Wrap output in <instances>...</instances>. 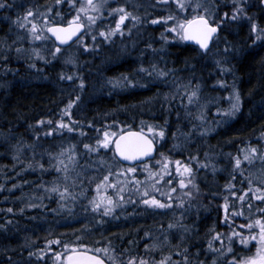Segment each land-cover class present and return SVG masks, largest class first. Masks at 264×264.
Masks as SVG:
<instances>
[{
	"label": "trees",
	"instance_id": "trees-1",
	"mask_svg": "<svg viewBox=\"0 0 264 264\" xmlns=\"http://www.w3.org/2000/svg\"><path fill=\"white\" fill-rule=\"evenodd\" d=\"M55 2L51 0V8ZM209 2L219 4V11H223L225 5L229 10L231 7V0ZM245 2L251 20L241 17L227 24L212 43L207 57H201L194 47L182 45L180 39H162L166 22H143L142 26L148 32L153 29L151 27H158L149 32L152 37L148 41L158 54L155 64L164 65L165 72L168 69L166 65H172L167 71L173 77L164 81H159L155 72L143 81L133 57L131 65L120 67L122 71L114 68L107 81L95 76L92 65L69 67L55 62L46 71V83L43 79L33 81L37 76L31 73L28 62L23 65L17 61L15 64L0 61V184L4 185L0 188V225L6 226L0 227V253H4L0 254V264H17L12 260L15 258L12 252L16 250L19 253L18 264L24 262L21 258H26L27 252L35 253L31 260L26 258L29 264H49V249L51 252L62 251V244L88 245L93 252L95 249H107V254L104 251L97 253L108 264H112V257L120 264H127L131 256L148 257L153 262L167 257L166 264H200L201 261L204 264H214V261L215 264H233L232 256L238 257L243 252L246 259L256 254L258 240H248L247 243H241V240L252 233H259V226L254 221L264 217V211H259L264 209V201L257 199L259 193L245 194L244 201L231 195L232 191L239 195L243 189L250 188L249 179L258 186L264 185V174L250 173L251 167L264 165L259 159L252 166L245 165L244 172L233 170V158L238 152L243 155L242 150L247 145H255L264 151V39H256V34L250 30L253 21L264 26V6L260 0ZM39 6L37 2L36 9H40ZM174 7L173 0H163L162 14H153L156 8L149 10L148 14L152 19L165 16ZM167 34L176 35L170 29ZM225 41L229 43L227 52L224 51ZM217 60L231 71H221ZM128 70L134 83L115 82L121 79V73ZM77 73L85 76L83 88L77 89L79 81L69 82L66 78ZM220 80L226 83H217ZM234 82L241 92L240 109L235 115L223 111L218 113L217 108L230 107L229 93ZM185 87L189 92L198 88L195 102L189 103ZM77 96L80 99L72 105L71 116H62L65 105ZM42 118L44 124H37L36 121ZM62 118L72 125L71 130L55 123ZM142 122L163 126L167 147L171 141L176 144L168 151L190 159L198 155L202 163L191 160L207 170L201 173L194 166V183L198 191L191 186L177 194L180 200H184L177 211L181 214L186 211L188 217L185 219H178L174 215L177 212L161 213L157 209L148 211L149 214L139 213V204L136 205L137 211L133 206L130 209L121 207L117 215L112 213L111 217L103 212L97 215L96 211L83 207V202L90 196L88 190L103 179L109 168L117 170L111 166L108 168L111 146L107 149L101 146L99 153L90 152L84 146H95L106 127L116 132L118 129L126 130L121 128L125 125L139 131L143 127ZM173 133L181 135L174 136ZM183 133L189 134L187 138ZM154 143L159 156L163 152L159 138L154 139ZM73 151L77 153L73 157L74 164L66 158ZM100 157L104 158V163L100 162ZM156 160L157 170L163 172L164 178L172 173L171 169L163 170L162 158ZM64 165L68 167L67 177ZM121 174L122 170L109 176V181L123 185V190L108 187V195L119 199L116 196L119 191L124 198L120 202L122 206L142 201L144 197L138 188L132 189L128 178ZM153 181L157 184L148 189L149 194L162 195L164 200L170 196L172 188L165 179L157 175ZM229 183L234 187L225 188ZM57 185L60 191L53 192L52 188ZM65 187L68 193H63ZM157 188L159 193L156 194ZM188 191L193 192L191 197L186 195ZM225 197L229 209L228 217L222 221ZM28 204L33 207H27ZM9 208L13 211L8 212ZM233 208L236 211H232ZM145 219L150 221L149 226ZM170 222L176 227L169 229ZM45 229L53 236L49 247L44 242L46 237L40 236ZM146 232L154 236H146ZM215 232H220L222 238H214ZM233 232L237 234L233 236ZM57 237L60 243L56 242ZM210 238L213 239L211 248L208 246ZM153 243L158 246L145 248L146 244ZM40 251L44 252L43 256L39 255Z\"/></svg>",
	"mask_w": 264,
	"mask_h": 264
},
{
	"label": "snow or ice",
	"instance_id": "snow-or-ice-1",
	"mask_svg": "<svg viewBox=\"0 0 264 264\" xmlns=\"http://www.w3.org/2000/svg\"><path fill=\"white\" fill-rule=\"evenodd\" d=\"M57 3H60L61 0H56ZM67 3L76 7L78 0H66ZM166 2V0H165ZM174 2V9H170L169 14L165 16H154L151 23L156 24L158 22H166L167 28H165L164 32L161 33V37L164 40L168 39H181L187 41H194L196 45H198L199 55L201 57H207L210 51V45L219 38V34L223 28L229 23H233L240 19L241 17L248 18L251 20L249 13L246 11V2L245 0H231V7L230 10L227 5H225L223 11H219V4L212 3L209 4L208 0H173ZM262 6H264V0H260ZM107 0H83V2L79 3V7H76V14L71 17V20L64 23H53L49 21L48 17L42 13H38L37 9L34 7L29 6L24 12L18 14L15 18V23L21 28L27 30L31 33L33 39H42L45 37V30L48 33H52L57 41L66 42L70 40L73 36H76L77 33L81 31V29H85L87 27L88 30H91L92 26L95 25L96 19L103 15V10L106 8ZM11 8L12 5L8 3V0H0V9L2 8ZM48 12H51L52 9H47ZM95 13V15H93ZM113 13L118 14V18H114V27L109 26L107 30L101 28L97 35L102 36L106 40H111L113 36L117 33L123 35L125 31H131V28L125 25V21L131 19V21L135 23H139L141 17L137 15L134 11L129 10L124 3H120L116 8L109 9V15L111 16ZM42 17L43 23H37V20ZM86 17L87 19H83ZM172 33H176L175 36H169L167 33L168 31ZM250 30L252 33L256 34V39H264V26L259 25L255 21H253L250 25ZM92 40L95 42L96 36L92 37ZM77 42H82L80 36L77 37ZM99 47V45H95ZM83 47L85 49L92 47L91 45L84 43ZM151 47V45H148ZM229 48V43L225 41L224 44V51L227 52ZM19 51V49H17ZM36 54L39 55V50H35ZM61 52V46L56 45L54 51L51 53L53 57L56 56L57 53ZM223 58H221L222 60ZM74 62V61H73ZM217 64L221 71H231V69L220 60H217ZM35 66V65H33ZM151 71L158 73L160 76H166V73L163 69L158 68L156 65L150 66ZM148 71V69H145ZM76 75H79L78 73ZM66 78L68 80H72L71 75H67ZM127 79V77H125ZM119 83V81H115ZM128 83H134V81L129 80ZM191 82L189 81V84ZM217 83L224 84L226 83L223 80L217 81ZM79 85L81 88L84 87L85 81L83 78L79 80ZM179 87V86H178ZM185 93L187 94L189 103L195 102L194 98L198 97V88L192 91H188L187 87H185ZM167 95V94H166ZM230 99L232 103L228 109H221L217 108L216 111L219 113L221 111L229 114L235 115L236 111H238L241 107V92L240 89L235 86V82L232 86V91L229 93ZM80 99L79 96L76 97L75 100L70 99L68 104L64 107V114L71 116V107ZM203 111V109H201ZM200 119L203 120L204 116L201 115ZM37 124H44V118L36 121ZM55 123L61 125L62 128L66 127L70 130L72 129V125L67 123L65 119H59ZM91 123V121H89ZM143 127L138 131L136 129L131 128L130 126L121 125L122 129L126 130H117L116 132L111 131V129L105 128L103 132L102 138L98 139L95 143V146L92 144H86L84 147L90 152H97L99 153L101 146L105 149L109 148L110 146L113 147V157L119 158L123 157L128 161H135L138 157H145L149 153H151L155 145L153 143L154 139L156 138H163L166 135L165 128L161 125L153 126L151 124H144L142 122ZM115 124H113V127ZM193 127H196L193 125ZM49 132L52 131L51 128L48 129ZM202 131H208V129H202ZM146 133H152V136L149 137ZM38 136L39 133H36ZM174 136L181 135V133H173ZM183 135L187 136L189 134L183 133ZM264 135V134H262ZM67 151V150H65ZM243 155L241 153H237L235 155L234 163H233V170L234 171H245V162L248 165H252L256 159H259L262 164H264V151H261L255 145H247L242 150ZM77 153L75 151L71 152L70 156L66 157L70 163L74 164L75 157ZM205 155L207 156L208 153L206 152ZM161 165L164 171H168L171 167L172 161L171 158L166 156L164 153H161ZM191 159L198 160L197 156H192ZM100 162L104 163V158L100 157ZM202 163V162H201ZM63 165V161H61ZM176 165V172L179 175V186L181 189H185L188 185H192V188L198 191L196 184L194 183V170L188 163H181L180 160L175 161ZM207 167V165H205ZM121 169H117V173H119ZM135 168H127L124 170L125 176L129 172H135ZM64 172L65 176L67 177L68 167L64 165ZM113 175L111 171L108 172L107 175L103 177V179L95 185L97 189V196H94L92 200L89 202L92 208L96 212H103L105 214L111 215L113 210L118 206V204L124 200L123 196H120L119 191H117L116 196L119 199H114L113 196L108 195L107 188L113 187L119 189L120 191L123 190V185L117 184L114 181H109V176ZM159 175L160 179H164L163 172L157 170V172H151V176L155 177ZM250 175V173H249ZM132 179H136L135 176ZM248 184L251 186L250 188L243 189L242 192L237 193V191H232L231 195L236 197L240 201L245 200V194L255 195V193H259L260 195L257 199L264 201V185L258 186L253 183L251 179H249ZM139 183V182H138ZM166 183H171V181H166ZM155 182L153 181V186ZM4 185L0 184V188H3ZM15 187V185H13ZM234 185L232 184H225V188L231 189ZM103 188V190H102ZM159 191V189H155ZM53 192H59L60 187L54 186L52 188ZM171 192H175V189H170ZM63 193H68V188H63ZM143 195L147 196V199L142 200L141 202L145 205H151L154 208H167L169 203L173 202V197L169 196L168 201L169 203H165L161 199H157L155 195L149 194L147 188ZM188 197L193 195L192 191H188L186 193ZM179 203L183 204L184 200H179ZM27 207H33V205L28 204ZM251 206V202L249 201V207ZM225 210V217H228V209L229 203L227 197H225V203L223 205ZM8 212H12L13 209H7ZM23 211V209H20ZM232 211H236L235 208ZM259 211H264L261 209ZM243 214V213H241ZM183 219V217H181ZM259 226V233H252L248 238H243L241 243H247L248 240H258L259 245L256 248V254L253 257L246 258L243 261H240V264H264V217L258 218L254 221ZM0 227H6L5 225H0ZM159 227L163 228V225ZM176 227V225L172 224L171 222L168 224V228L171 229ZM185 230L187 231L188 228L186 226ZM251 227V224L248 225ZM236 232H233L232 235H236ZM146 236H150L151 234L146 232ZM242 235V234H241ZM214 238H222L220 232H215ZM167 239V237H165ZM56 242L60 243L59 238H56ZM46 243L51 244L52 241L48 240ZM213 245V239L210 238L208 241V246L211 248ZM158 245L153 243L151 245L146 244L145 248L148 249L149 247H157ZM62 251H56L54 253L57 260L54 264H107V262L101 258L100 255H94L93 250L90 249L88 245H79V244H62L61 245ZM49 251H52L49 249ZM96 252L104 251L107 254V249H95ZM222 251V250H218ZM231 251V248L228 249ZM35 253H29V255H34ZM39 255L43 256L44 252L40 251ZM167 257L160 260L159 262L150 261L148 257H137L131 256L127 260V264H166ZM185 261H187V257H184ZM236 257L232 256L233 264H236ZM112 264H120L115 257L111 258ZM200 264H204L203 261ZM215 264V261H214Z\"/></svg>",
	"mask_w": 264,
	"mask_h": 264
},
{
	"label": "flooded vegetation",
	"instance_id": "flooded-vegetation-1",
	"mask_svg": "<svg viewBox=\"0 0 264 264\" xmlns=\"http://www.w3.org/2000/svg\"><path fill=\"white\" fill-rule=\"evenodd\" d=\"M37 2L40 4L39 6L40 9H37L38 13H42L46 15L49 21L53 23L67 24V22L71 20V17L76 14V7H79V3L83 2V0H78L76 7H73L72 5L67 3L66 0H61L60 3L55 2L54 7L57 8L58 10L56 14L52 11L51 12L47 11V9L51 8V0H8V3L12 5V7L11 8L5 7V8L0 9V61L6 60L9 62V64H15L16 62L14 61H17V62H22L23 65L25 62H28V64L30 65V68H32L31 73L34 76L39 77V78L36 77L35 79H33V81L37 82V79L38 80L43 79L42 81L44 83L47 82V77H48V73L46 71L50 70V68L53 65L52 63H55V62H57L58 64H66L69 67L70 66L87 67V66L92 65L93 66L92 69H93V72L95 73V76L98 78H101L102 80L107 81L109 79L108 74L112 73V70L114 68H118L119 70L120 67L123 68L125 65H131V61L133 57L135 65L137 67L136 69L142 75L143 81L152 75L153 71H151L150 66L155 64V58L157 57L158 54L156 52V49L153 47V45L151 47H148V41L152 37V34L149 32L152 30H156L158 27H155V28L151 27L153 29H149V32H148L147 30H145L142 24L143 22L145 21L147 22L148 20L152 21L151 16H149L148 14L149 10L151 9L154 10V8H156L153 14H156V15L162 14L161 8L163 7V0H107L106 8L103 10V15L96 19V23L95 25L92 26L91 30H88L86 27L83 33L79 35L82 39V42H77V39H76L68 46L62 47L61 52L57 53L55 57H53L51 53L54 51V48L56 45L54 44L52 39L49 37V34L46 30H45L44 38L33 39L31 36V33L27 30V28L21 29L15 23V18L18 14L24 12L27 8H29V6L36 8ZM120 3H124L129 10L134 11L137 15H139L141 17V20L139 23H135L131 21V19L126 20L125 25L130 27L131 31H125L123 35H120L119 33H117L115 36H113L111 40H106L102 36L97 35V33L99 32L101 28H104L105 30H107L109 26L114 27V18H118V14L113 13L110 16L109 9L116 8ZM42 6L44 7L42 8ZM93 15H95V13H93ZM83 19L86 20L87 18L83 17ZM37 23H41V24L43 23L42 17L37 20ZM139 24L140 26H138ZM94 35L96 36L95 42L92 40V37ZM84 43H87L91 45L92 47L85 49L83 47ZM95 45H99V47H96ZM182 45L188 46V45L183 44V42H182ZM17 49H19V51ZM35 50H39V55L36 54ZM143 61L147 63L148 65H146ZM81 64H83L84 66ZM160 64L161 63L155 64V65L158 68L163 69L164 65L162 66ZM171 66L172 65H169V63L166 65L168 69ZM41 69H43V72ZM145 69H148V71H145ZM168 69H166V73H168L166 76H160L158 73H155V77H157L159 81H164V80H168L172 78L173 74L170 73V71H167ZM122 70L123 69L119 71H122ZM128 72L129 70L127 72L121 73L122 77L118 81L126 82L129 80H132ZM71 76L73 78L72 80H69V82H77L81 78L85 79V76L82 74L71 75ZM125 77H127V79H125ZM79 88H81L80 85L77 89ZM146 134L149 135V137L152 136L150 133H146ZM166 141H167L166 137L165 139L159 138V144L161 147V151H163L162 153L170 157L172 161V164H171L172 167L170 168L172 173L168 176L166 175L164 179L166 181L167 180L171 181L170 183L171 188L175 189V192L169 193L170 196L173 197V202L169 203L168 201L169 196L166 197L164 200L162 198V195L160 194L161 196L157 195L156 198L163 200L165 203H169V206L167 208H154L151 205L141 204L142 203L141 201L139 203L132 204V205L124 204L123 206H122V203H119L118 206L113 210V215L116 216L119 210L121 209V207H124V208L128 207L130 209L133 206V210L137 211L136 205L139 204V208H138L139 213H144V212L148 213V211L154 212L155 209H157L161 213L173 214L177 212V214H174V215L177 216L178 219H181V217H183V219L188 217L187 215H185L187 214L186 211L184 212V214H181L179 211H177L179 210L178 208L180 205L179 203L180 196L178 197L177 194L181 190V187L179 186V173L176 172L175 170L176 169L175 161L180 160L182 164L188 163L191 165L193 170H196L195 167L199 168V172L201 173L207 170L204 169L203 166L200 167V165L195 164L187 156L182 157V155L178 153H175L173 151H168V148H171L172 145L175 143V141H171L168 147H167ZM175 145H173L172 148H174ZM158 157L162 158L161 155L157 156L155 154L150 160H147L145 162L134 164V165L123 166L117 163L112 155L111 162L109 163L110 165L108 166V168L111 166L115 169H121L122 170L121 176L124 177L125 179L128 178L129 184L131 185L132 189L138 188L137 190L139 191V193L144 197V199H147L148 197L143 195V193L145 191V188H147L148 190L153 187V179L155 177L151 176V172L157 171V162H156L157 160L156 159ZM127 168H135L136 171L129 172L127 173V176H125L124 170ZM253 168H255V166ZM107 171L108 172L111 171L110 168ZM106 172L104 175H106ZM111 172L114 175L117 172V170L111 171ZM143 175H145V177H142ZM133 176L136 177L135 180L132 179ZM194 178H195V175H194ZM155 184H157V182H155ZM191 186L192 185H188L182 191L186 189H190ZM93 187L95 188V194L97 196L96 187L92 186L88 190L89 195H90L89 198L83 202V207H88V209L89 210L91 209L92 212L94 211V209L92 208L89 202L91 201V198L93 197V193H94V190L92 189ZM126 192H127V188H126ZM157 193L159 192L157 191L156 194ZM101 212H97V215L98 214L102 215ZM222 212H223L222 221H224L226 219L224 207L222 208ZM111 216L112 214L108 217H111ZM145 217H147V215H145ZM106 219H109V218H106ZM48 223L49 222H47L46 224ZM46 224L44 225L45 227H46ZM145 224L149 226L150 221L145 219ZM57 227H59V225ZM40 236L42 238L44 236L46 237V239L44 240L45 243L48 240L52 241V238H53L50 232L46 229L43 232V234ZM151 236H154V235L152 234ZM32 238L34 239V236ZM47 247H49V244ZM55 252L56 251H53V252L50 251L49 258H48L49 264H51V258L53 259V264L57 260V258L54 255ZM6 253L8 254L9 252L6 251ZM12 253H15V258L12 260L18 264L19 262L18 261V254H19L18 250ZM29 253H32V252H27L26 258L31 260L30 259L31 256L29 255ZM0 254L3 255L4 253H0ZM176 257L179 258V256L177 255ZM26 258H21V260L24 261L22 264H29V260H27ZM236 258H238V261H236V264H240V261L245 260L243 257V252L240 253L238 257L236 256ZM182 264H186V263H182Z\"/></svg>",
	"mask_w": 264,
	"mask_h": 264
},
{
	"label": "water",
	"instance_id": "water-1",
	"mask_svg": "<svg viewBox=\"0 0 264 264\" xmlns=\"http://www.w3.org/2000/svg\"><path fill=\"white\" fill-rule=\"evenodd\" d=\"M83 30H84V29H81V31H80L79 33H77L76 36H73L70 40H68V41H66V42L57 41L52 33H49V35H50V37L52 38V40L54 41V43H55L56 45H60L61 47H65V46L71 44L73 41H75V40L77 39V37H78L79 35H81V33H83ZM184 42H185L186 44H189V45H192V46L198 48V45H196V43H195L194 41H187V40H184ZM154 153H155V148H154V150H153L151 153H149L147 156H145V157H138L137 160H135V161H128V160H126V159L123 158V157H119L118 160H119L121 163H123V164H131V165H133V164H135V163H141V162H143V161H146L147 159L151 158V157L154 155Z\"/></svg>",
	"mask_w": 264,
	"mask_h": 264
},
{
	"label": "rangeland",
	"instance_id": "rangeland-1",
	"mask_svg": "<svg viewBox=\"0 0 264 264\" xmlns=\"http://www.w3.org/2000/svg\"><path fill=\"white\" fill-rule=\"evenodd\" d=\"M208 3L210 4V2H209V0H208ZM58 10H57V8H52V12H54L55 14H56V12H57ZM202 105L204 106L205 105V103L203 104L202 103ZM207 105V104H206ZM207 107H208V105H207ZM203 109H205L204 107H203ZM247 164V162H245V165ZM252 166V165H251ZM258 167V166H257ZM96 169V168H95ZM264 165L263 166H261V165H259V167L258 168H253V167H251V171H250V173H254V174H256V175H260V176H262V174H264ZM81 182V181H80ZM93 190H94V193H93V197L94 196H96V194H95V188L93 187L92 188ZM97 190V189H96ZM102 190H103V188H102ZM92 197V198H93ZM92 198H91V200H92ZM91 205V204H90ZM84 209H87L88 210V207H84ZM95 211V210H94Z\"/></svg>",
	"mask_w": 264,
	"mask_h": 264
}]
</instances>
